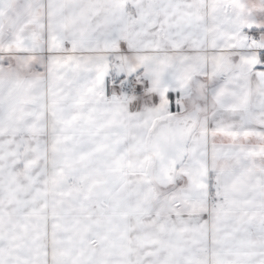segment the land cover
Wrapping results in <instances>:
<instances>
[{"label": "snow or ice", "instance_id": "1", "mask_svg": "<svg viewBox=\"0 0 264 264\" xmlns=\"http://www.w3.org/2000/svg\"><path fill=\"white\" fill-rule=\"evenodd\" d=\"M0 264H264V0H0Z\"/></svg>", "mask_w": 264, "mask_h": 264}]
</instances>
